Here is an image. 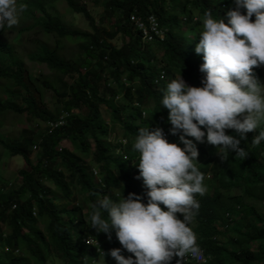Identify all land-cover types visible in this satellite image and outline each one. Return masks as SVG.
<instances>
[{
  "label": "trees",
  "instance_id": "trees-1",
  "mask_svg": "<svg viewBox=\"0 0 264 264\" xmlns=\"http://www.w3.org/2000/svg\"><path fill=\"white\" fill-rule=\"evenodd\" d=\"M33 1L24 0L28 5L22 9L21 22H35L19 33L39 28L56 39L54 47L40 44L29 56L53 75L33 78L15 46L0 38L3 93L21 98L18 106L0 96V115H25L39 127L61 118L65 124L40 132L38 128L26 130L19 140H5L0 131V146L11 156L22 157L29 167L20 170L22 184L17 189L0 186V264H96L103 258L101 251L116 264L107 253L121 245L114 232L109 239L86 223L90 206L105 196L118 201L130 192L146 203L147 189L137 179L138 154L132 149L137 130L160 127L169 143L183 147L179 133L169 132L168 110L161 107L160 98L167 83L180 75L191 86H202L199 65L203 61L194 48L203 14L224 18L235 5L233 0H94L103 8L101 21L114 22L108 30L96 24L86 5L63 0L92 29L81 31L48 12L53 1ZM30 8L41 16L36 17ZM240 11L244 14L245 10ZM132 15L145 20L155 15L163 37L147 21L151 39L145 37L131 22ZM63 41L73 48L70 54L62 52ZM263 73V66L253 68L257 79ZM31 82L35 89L30 88ZM16 89L22 92H14ZM45 90L53 91L54 109L43 102ZM117 126L121 138L110 139ZM226 134L235 133L230 129ZM256 134L250 131L241 140L244 157H235L233 152L223 160L218 155L210 161L207 148L196 144V166L204 176L205 193L195 195L200 207L189 227L198 248L212 257L208 264H264V216L255 204H247L264 201V142L252 146ZM34 147L38 153L33 161ZM49 181L54 189L46 186ZM219 216L228 222L225 231L220 229L225 224L216 227ZM89 239L100 250L87 243ZM121 254L131 255L124 250Z\"/></svg>",
  "mask_w": 264,
  "mask_h": 264
},
{
  "label": "clouds",
  "instance_id": "clouds-1",
  "mask_svg": "<svg viewBox=\"0 0 264 264\" xmlns=\"http://www.w3.org/2000/svg\"><path fill=\"white\" fill-rule=\"evenodd\" d=\"M20 1L0 0L2 41L9 30L21 23L16 24L18 11H22L17 7L24 2ZM233 3L235 8L227 10L224 18L213 19L208 12L203 14L202 30L194 48L203 61L199 65L203 73L202 86H189L180 75L167 83L160 98L161 107L168 110L169 132L179 133L183 147L169 143L160 127L152 131L149 128L137 130L132 149L138 154L135 159L138 160L137 179H141L147 189L146 203L141 202V196L130 192L118 201L105 196L90 206L86 223L109 239L114 232L121 245L107 253L116 264H172L173 260L175 264H208L212 259L198 248L189 227L200 207L195 195L205 193L204 176L196 166V144L206 142L215 146L223 160L233 152L235 157L245 156L240 142L250 131L257 132L251 140L252 146L264 142V128H261L264 125V84L253 74L254 67L264 66V0H233ZM148 18L142 20L148 23ZM3 92L4 88H0V93ZM64 124L61 118L45 126L55 129ZM229 129L235 134H226ZM186 137L194 138L196 143ZM260 202L264 208V201ZM224 222L219 216L215 220L216 227L225 224L220 228L225 231L228 222ZM87 243L100 250L93 240ZM122 250L131 255L125 257ZM101 254L104 264H114L105 258L103 251Z\"/></svg>",
  "mask_w": 264,
  "mask_h": 264
},
{
  "label": "rangeland",
  "instance_id": "rangeland-1",
  "mask_svg": "<svg viewBox=\"0 0 264 264\" xmlns=\"http://www.w3.org/2000/svg\"><path fill=\"white\" fill-rule=\"evenodd\" d=\"M27 1L32 2V0H27ZM34 1L37 2L38 0H34ZM50 1H53V2L49 4L47 8L49 10L48 12H50L52 15L61 19L64 23H66L72 29L81 30V31H92L91 27L89 26L84 16L73 13L65 1L48 0L47 2H50ZM77 1L83 5H86V7L92 14L98 26H101V27L105 26L108 30L112 29V26L110 25H112L114 22L109 19L101 21L103 20L102 19L103 8L95 5L94 0H77ZM19 3H21V1ZM22 3L18 5L17 7L18 9H23V8L25 9L26 7L25 4L27 3L26 2H22ZM30 11L36 13V10L34 8H30ZM18 16H19V20L16 24H18L19 21H22L23 19L22 11H18ZM35 16L40 17L41 14L36 13ZM100 21H101V24H100ZM34 22L35 21L33 19H29L28 22L26 21L25 23L21 22L20 25L17 26V28L13 30H9L5 34L6 36L5 40L8 43L13 44L15 46L18 52V55L21 56L22 61L25 63L28 69L29 75H31L33 78L34 77L43 78L46 76L49 77L53 75V72H51L45 65H40L35 62H32L29 59V56H30V53H32L34 49H36V47L39 46L40 44H47L50 47H54L56 45V41H55L56 39L46 36L43 32L39 30V28L32 29L29 32H25L23 34L19 33L22 27H25L26 25L34 24ZM22 35L23 37L19 38ZM161 37H163V33L161 34ZM115 41H117L118 44L121 45L122 41L119 38H117ZM62 45H63V50H64L62 52H65L66 54H70L71 53L70 49L72 50L73 48L72 47L69 48L68 43L65 41L62 42ZM263 69H264V66H263ZM258 81L261 84H264V73H263V76L258 79ZM185 83L188 84L189 86L192 85V83L188 81H185ZM3 84L4 83H2L0 80V88L6 89V86ZM39 84H40V87L42 88L43 87L42 83L38 82L37 85L39 86ZM29 85H30V88L35 89V86L33 85L32 82L29 83ZM14 92H22V90L16 89L14 90ZM0 96L2 97L4 101H8L13 104H19L18 106H21L20 104L21 98L19 96H16L14 98L5 93H0ZM35 96L38 98L37 93L35 94ZM52 96H53V91L45 90V99H43V102L44 104L48 105L50 108L54 109V104H53L54 102L52 101ZM74 112H77V110ZM145 116L148 117L149 114L146 113ZM36 125L37 124H33V122L28 121L25 115L22 116V115H18L15 113H8L6 115H0V131L2 132L5 140H9V139L19 140L22 138L24 131L29 130V131L35 132ZM44 127L46 126L42 124V126L37 127V128L40 132V130L43 129ZM229 130H226V131H229ZM111 138L113 139L121 138V129L118 126L115 129L114 133L111 134L110 139ZM186 138L193 139V142L196 143L194 141V138L192 137H186ZM65 145L69 146V144L67 143H65ZM197 145H202L207 148V151H208L207 158L210 161H212L219 155L217 153L215 146L213 145H210L206 142L197 143ZM37 153H38V150H36L34 153L32 152L31 160L34 161L36 159ZM23 169H29L26 161L22 157L11 156L10 153H8L2 146H0V186H3L5 184V190L17 189L22 184V178L19 172L20 170H23ZM212 177L213 176L211 175V177L209 178H212ZM50 182L51 181L45 183L46 186L54 189L53 184H51ZM51 197L53 196L51 195ZM258 202L259 203H256L255 205L257 206L256 208L260 209L264 213V208H262L261 202L260 201ZM97 264H104V261L100 260Z\"/></svg>",
  "mask_w": 264,
  "mask_h": 264
},
{
  "label": "built area",
  "instance_id": "built-area-1",
  "mask_svg": "<svg viewBox=\"0 0 264 264\" xmlns=\"http://www.w3.org/2000/svg\"><path fill=\"white\" fill-rule=\"evenodd\" d=\"M134 25H136L137 28H139V30H142L145 34V37H147L148 39H151V36L149 34L148 28L146 23L142 20V18L136 17V16H132L131 17ZM149 28H151L152 31H155L157 34H162L161 30L159 29L158 26V22L155 16H150L148 18V23ZM60 124H63V122L61 121Z\"/></svg>",
  "mask_w": 264,
  "mask_h": 264
},
{
  "label": "bare ground",
  "instance_id": "bare-ground-1",
  "mask_svg": "<svg viewBox=\"0 0 264 264\" xmlns=\"http://www.w3.org/2000/svg\"><path fill=\"white\" fill-rule=\"evenodd\" d=\"M234 222V221H233Z\"/></svg>",
  "mask_w": 264,
  "mask_h": 264
}]
</instances>
